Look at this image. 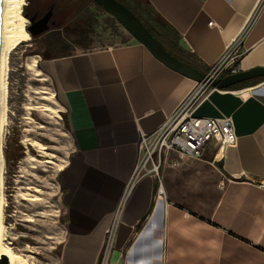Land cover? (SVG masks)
I'll use <instances>...</instances> for the list:
<instances>
[{
    "label": "crops",
    "instance_id": "obj_1",
    "mask_svg": "<svg viewBox=\"0 0 264 264\" xmlns=\"http://www.w3.org/2000/svg\"><path fill=\"white\" fill-rule=\"evenodd\" d=\"M149 1L199 68L207 70L235 42L239 71L264 67V0ZM41 62L74 145L57 174L65 204L57 264H98L111 230L109 264H264V79L212 87L197 104L198 116H230L237 140L218 153L211 141L202 159L163 170L166 202L153 175L129 182L137 144L198 81L134 38ZM190 203L208 206L186 208Z\"/></svg>",
    "mask_w": 264,
    "mask_h": 264
},
{
    "label": "rangeland",
    "instance_id": "obj_2",
    "mask_svg": "<svg viewBox=\"0 0 264 264\" xmlns=\"http://www.w3.org/2000/svg\"><path fill=\"white\" fill-rule=\"evenodd\" d=\"M23 1L21 15L26 28L29 22L25 14L44 11L51 0ZM73 9H81L83 22L91 19L94 29V33L89 35V39L93 40L91 45L103 40L109 45L130 40L131 37L121 26L119 31L122 35L114 33L112 27L118 26L116 19L103 12L93 0H60L56 25L60 21L62 24L67 21L69 11ZM66 36L65 44L63 42L61 47L58 46L55 52L71 47L74 52L83 50L82 44H76V36ZM44 38V34L29 36L5 53L1 242L19 255L25 264L58 263L65 235V204L57 174L74 147L70 130L62 116L65 114L64 107L55 94L51 78L44 71L41 56L37 54L45 46ZM46 106L52 111L45 110ZM162 189L160 196L167 202L164 185ZM217 194L218 188L209 196L216 197ZM207 206L185 205L188 209L193 207L201 211ZM105 245L106 240L98 264L102 259L104 264H109L111 246L104 254Z\"/></svg>",
    "mask_w": 264,
    "mask_h": 264
},
{
    "label": "built area",
    "instance_id": "obj_3",
    "mask_svg": "<svg viewBox=\"0 0 264 264\" xmlns=\"http://www.w3.org/2000/svg\"><path fill=\"white\" fill-rule=\"evenodd\" d=\"M213 25V21L208 22ZM241 55L238 43L226 48L224 53L204 73V80L196 83L191 92L179 103L173 113L151 134H142L137 144L138 158L130 175L133 182L137 175L151 174L158 182L157 195L163 193L162 170L167 166H177L184 159H202L209 142L217 146V153L236 143L237 137L230 116H198L195 107L213 87L211 81L239 71L238 59ZM164 168V169H163ZM260 186L264 188V181ZM105 252L112 243L109 231ZM104 264V260L100 261Z\"/></svg>",
    "mask_w": 264,
    "mask_h": 264
},
{
    "label": "trees",
    "instance_id": "obj_4",
    "mask_svg": "<svg viewBox=\"0 0 264 264\" xmlns=\"http://www.w3.org/2000/svg\"><path fill=\"white\" fill-rule=\"evenodd\" d=\"M122 4H124L140 21V23L151 33V35L155 38V40L173 57L178 59L179 61L197 69L199 71H206V68H199V63L197 61V57L195 54L190 53L183 49L180 45V36L177 31L173 28V26L168 23L154 8L149 0H118ZM51 2L55 3V8L53 9L54 17L56 22L57 17V7L58 2L60 0H51ZM99 8L106 12L102 7ZM81 9L71 10L67 15V21L58 22V25L52 27L49 31L44 33V48L37 52L42 58V60L50 59L59 56L70 55L74 52V48H68L65 51L55 52V49H58V46H62L61 44H65V38L67 35H74L77 37L76 44H82L81 48L90 47L93 40L89 39V35L94 33L93 25L91 19H88L87 22H83V15L80 14ZM107 13V12H106ZM108 14V13H107ZM110 16V15H109ZM111 18V17H110ZM113 18V17H112ZM114 19V18H113ZM115 20V19H114ZM83 22V24L81 23ZM118 26H113L114 33L117 36H121L122 34L119 31V27L121 26L116 21ZM85 24V26H84ZM89 28V29H88ZM65 33V34H64ZM130 36V35H129ZM131 37V36H130ZM132 38V37H131ZM124 39V37H123ZM127 40H123L121 42H126ZM100 42V41H98ZM107 45L105 40L101 41L98 44H93L91 46H104ZM208 69V68H207ZM264 79V75L257 76L254 78L246 79L234 84L227 86L228 89H236L246 87L252 84L259 82ZM66 122V115H62ZM67 124V123H66Z\"/></svg>",
    "mask_w": 264,
    "mask_h": 264
},
{
    "label": "water",
    "instance_id": "obj_5",
    "mask_svg": "<svg viewBox=\"0 0 264 264\" xmlns=\"http://www.w3.org/2000/svg\"><path fill=\"white\" fill-rule=\"evenodd\" d=\"M100 7H102L107 13L116 19L121 27L140 44L146 47V49L160 62L168 66L169 68L177 71L178 73L187 76L195 81L204 80V73H201L193 67L179 61L168 53L151 35V33L140 23L137 17L121 2L118 0H93ZM2 0H0V14ZM54 3L50 4L42 15L35 19V16L27 17L29 24L25 30L30 37L41 36L52 27L56 26L51 20L53 15ZM264 75V67H255L247 71H238L234 74H229L219 79L211 81V85L217 88H226L227 86ZM0 264H8L6 257H2Z\"/></svg>",
    "mask_w": 264,
    "mask_h": 264
},
{
    "label": "bare ground",
    "instance_id": "obj_6",
    "mask_svg": "<svg viewBox=\"0 0 264 264\" xmlns=\"http://www.w3.org/2000/svg\"><path fill=\"white\" fill-rule=\"evenodd\" d=\"M23 0H2L0 14V261L6 257L8 264H25V261L1 242L3 208V156L1 153L2 127L4 123L5 53L20 41L28 39L24 18L21 15ZM26 21V20H25ZM46 93V92H45ZM52 111L50 107L44 108Z\"/></svg>",
    "mask_w": 264,
    "mask_h": 264
},
{
    "label": "flooded vegetation",
    "instance_id": "obj_7",
    "mask_svg": "<svg viewBox=\"0 0 264 264\" xmlns=\"http://www.w3.org/2000/svg\"><path fill=\"white\" fill-rule=\"evenodd\" d=\"M53 2H51L50 4H52ZM49 4V5H50ZM54 6H55V3H54ZM47 8V7H46ZM54 9V8H53ZM46 10V9H45ZM44 10V11H45ZM44 11H40V10H37V11H35L34 13H32V14H28L27 13V15L29 16V17H32V16H35V19H37V18H39L41 15H42V13L44 12ZM51 20H52V22L54 23V24H56V20H55V17H54V13H53V15H52V17H51Z\"/></svg>",
    "mask_w": 264,
    "mask_h": 264
}]
</instances>
